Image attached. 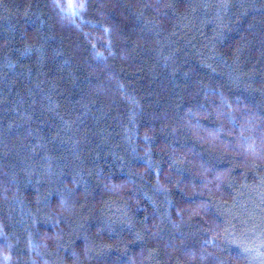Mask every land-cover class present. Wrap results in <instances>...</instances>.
Wrapping results in <instances>:
<instances>
[{
	"label": "trees",
	"instance_id": "16d2710c",
	"mask_svg": "<svg viewBox=\"0 0 264 264\" xmlns=\"http://www.w3.org/2000/svg\"><path fill=\"white\" fill-rule=\"evenodd\" d=\"M0 264H264V0H0Z\"/></svg>",
	"mask_w": 264,
	"mask_h": 264
}]
</instances>
